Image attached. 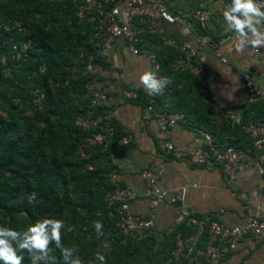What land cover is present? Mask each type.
Returning <instances> with one entry per match:
<instances>
[{
	"label": "trees",
	"instance_id": "1",
	"mask_svg": "<svg viewBox=\"0 0 264 264\" xmlns=\"http://www.w3.org/2000/svg\"><path fill=\"white\" fill-rule=\"evenodd\" d=\"M75 10L70 0H0V59L5 62L0 63V227L23 232L37 220L60 219L65 224L63 245L76 249L73 255L83 264H100L97 252L105 256L106 264H180L169 257L175 236L184 239L192 232L184 222L160 236L151 231L146 238L126 244L117 239L110 242L93 227L101 221L106 229L114 221L104 194L110 189L106 175L116 173V168L100 146L85 149L90 153L87 160L77 155L78 146L91 134L77 125V117L98 118L101 124L111 125L104 119V106L88 113L85 79L79 73L95 45L92 24L78 20ZM140 37L152 43L159 72L169 81L156 100L167 98L169 110L181 113L189 126L205 130L216 148L251 150L242 126L264 123V107L258 102L248 104L238 124H216L205 84L174 67L176 51L165 46L159 35L143 32ZM26 43L25 56L12 59L11 46ZM92 64L97 70L104 66L103 60ZM33 89L42 94L39 109L31 103ZM137 102L144 107L140 92ZM112 128L114 142L122 134ZM224 128L245 145L223 143L220 130ZM31 192L37 193V201L28 204ZM105 241L109 249L103 247ZM50 248L56 264H64L60 249L54 243ZM18 254L23 255V264H31L26 250Z\"/></svg>",
	"mask_w": 264,
	"mask_h": 264
},
{
	"label": "crops",
	"instance_id": "2",
	"mask_svg": "<svg viewBox=\"0 0 264 264\" xmlns=\"http://www.w3.org/2000/svg\"><path fill=\"white\" fill-rule=\"evenodd\" d=\"M100 1L111 6L124 0ZM162 1L171 14L184 18L180 24L162 22L159 36L197 50L202 59L197 79L207 88V103L213 121L221 124L225 116L240 119L248 106L240 75L248 73L264 95V58H254L248 44L243 51L236 50V34L227 30L222 14L231 0ZM197 8L208 14L202 26L189 15ZM185 27L188 32L183 30ZM202 35L209 38L211 46L198 49L197 38ZM150 54L153 55L152 43L143 37L136 55L128 52L121 38L114 39L103 59L104 66L97 70L96 86L108 94H117L121 89L141 93L144 87L139 77L151 69ZM219 58L225 61L221 62ZM221 68H228L229 75L225 76ZM103 114L121 137L130 136L128 145L115 155V174L119 184L137 193L129 209L137 216L150 218L154 234L160 236L171 231L183 222V217L176 206L145 196L146 188L140 176L144 169L157 172L164 188L185 186L186 208L196 217L212 218L230 226L242 225L256 213L264 221V162L259 170L249 167L233 180H227L213 162L195 167L187 160L191 151L202 146L199 132L205 130L179 121L163 134L137 101L115 100L104 106ZM220 131L223 143L245 145L236 136L227 134L229 129ZM162 137L172 144L173 151L164 152L157 147V140ZM214 264H264V242L240 238L235 249Z\"/></svg>",
	"mask_w": 264,
	"mask_h": 264
},
{
	"label": "built area",
	"instance_id": "3",
	"mask_svg": "<svg viewBox=\"0 0 264 264\" xmlns=\"http://www.w3.org/2000/svg\"><path fill=\"white\" fill-rule=\"evenodd\" d=\"M48 2H64L67 0H46ZM75 3V17L78 20H85L92 24V38L94 40L95 50L88 55L79 76L85 79L84 98L87 101L88 113L96 108L105 106L115 100L132 101L138 99V92L134 90L121 89L117 94H108L96 86L97 69L93 66L94 60H103L106 57L107 50L114 39L121 38L129 53L136 55L138 53V44L141 40V33L160 35V24H180L184 16L171 14L162 0H124L121 4L106 6L100 0H70ZM261 10L264 11V0H255ZM200 26L207 19V12L203 9H194L189 14ZM18 27V24H16ZM185 32L188 29L183 28ZM165 46L171 47L176 51L174 67L179 70H185L196 78L199 77L202 59L197 50L192 49L187 44H177L171 40L161 37ZM198 49L205 46H211L207 36L202 35L197 38ZM251 54L254 58H264V46L252 47L248 43ZM28 44L21 46L12 45V59H19L25 56ZM151 64L150 71L154 72L158 78H165L159 72L158 64L152 54L148 56ZM221 62L225 60L219 58ZM1 64H5L4 58L0 59ZM43 66H39V71ZM3 72L7 75L8 70ZM240 81L246 92V101L248 104L260 103L264 107V95L254 84L248 73L240 75ZM31 103L34 108L39 109L42 106V94L36 89L31 91ZM144 99V109L152 116L158 130L165 134L179 121H183L181 113L169 110V101L167 98L160 102L156 100V95H149L144 89L142 92ZM224 122L233 124L239 123V118H223ZM77 125L85 130L91 131L90 136L85 137L78 146L77 155L87 160L90 153L85 149L92 145L100 146L108 152L111 162L114 164V155L120 148L128 145L130 136H124L112 142L113 128L107 124H101L99 119L89 117H77ZM251 142V150H241L228 146L225 148H216L211 140V136L206 132H199L202 138V146L191 151L187 160L190 165L195 167L204 166L209 162L216 164L227 180H233L242 170L253 167L260 169L264 162V123L249 122L242 126ZM157 147L164 152L173 151L172 144L164 137L157 140ZM90 169L89 165H86ZM146 191L145 196L158 201L166 202L169 205L176 206L182 217L183 222L190 226L192 232L184 239L177 234L174 239V246L170 253L169 261L180 264H214L222 259L228 253L232 252L238 239L247 237L255 243L264 242V221L257 214L242 225H224L219 221L208 217H196L186 208L184 195L186 187H176L172 189L164 188L158 173L144 169L140 172ZM106 179L110 184V189L104 194L106 206L114 213V221L111 226L102 230L107 240L114 242L116 239L121 244L133 243L146 238L152 231V222L150 218H144L133 214L130 209V203L137 197V193L132 189L119 184L115 173H108ZM107 243L106 249L110 248ZM103 243V247H104ZM201 243V245H199Z\"/></svg>",
	"mask_w": 264,
	"mask_h": 264
},
{
	"label": "clouds",
	"instance_id": "4",
	"mask_svg": "<svg viewBox=\"0 0 264 264\" xmlns=\"http://www.w3.org/2000/svg\"><path fill=\"white\" fill-rule=\"evenodd\" d=\"M227 30L234 32L235 48L238 52L244 50L250 42L252 47L264 46V11L255 0H231L223 11ZM227 76L230 70L221 68ZM140 84L149 95H159L169 83L167 78H158L152 71H145L139 77ZM37 201V193L31 192L27 196L28 204ZM64 221L60 219L44 218L30 224L23 232L13 228L0 227V261L3 264H23L21 254L25 250L30 254L31 264H56L50 244L60 249L64 264H83L79 256H74L76 249L65 247L62 243V229ZM93 227L96 233L102 234L103 223L95 221ZM71 231V228H69ZM104 243V247H107ZM100 264H106V258L101 253H96Z\"/></svg>",
	"mask_w": 264,
	"mask_h": 264
}]
</instances>
